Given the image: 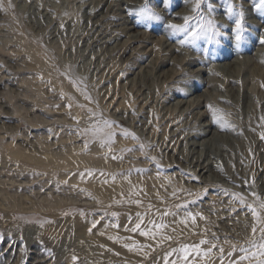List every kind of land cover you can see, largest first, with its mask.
Returning a JSON list of instances; mask_svg holds the SVG:
<instances>
[{"label":"rangeland","instance_id":"374dc122","mask_svg":"<svg viewBox=\"0 0 264 264\" xmlns=\"http://www.w3.org/2000/svg\"><path fill=\"white\" fill-rule=\"evenodd\" d=\"M103 1L0 0V264H232L260 240L250 209L264 218V10L109 0L101 17ZM199 16L221 33L211 43L168 27ZM222 113L255 122L248 139L218 130ZM216 133L232 151L216 154Z\"/></svg>","mask_w":264,"mask_h":264},{"label":"snow or ice","instance_id":"6c2138e0","mask_svg":"<svg viewBox=\"0 0 264 264\" xmlns=\"http://www.w3.org/2000/svg\"><path fill=\"white\" fill-rule=\"evenodd\" d=\"M202 0H196V9H199ZM258 9L264 10V0H259L258 4L256 5ZM209 11H211V5H208ZM195 11V9H194ZM233 9L231 5L228 8V12L232 13ZM264 15V11L261 12ZM139 15L142 20H159L160 17L158 14L152 12L147 8H141L139 10ZM240 17L235 21V41L239 45L244 39V32L245 29L242 25L243 20V12L236 13ZM184 23L182 25L177 24H169L168 27L172 29L173 32L176 33H184L185 39L181 41L182 44L187 45H194L196 41L200 40L202 37L206 39L209 43L212 41L213 36H219L221 33L216 29V25L213 21L208 20L206 23L204 22V18L199 16L198 18L194 17H184ZM196 19L197 23L190 24V21ZM261 43H264V39L261 40ZM106 125L109 127L111 126V122L106 121ZM114 135V133H109V139ZM135 138V137H133ZM262 209H264V203L260 205ZM252 216L256 223L252 226V233L253 236L256 235L257 231L260 233V240L257 242L255 239L250 241V247H241L239 251L244 253L243 255L239 256V258L232 262V264H242L243 261H250L255 260L256 264H264V218L260 216L255 208L250 209ZM195 220V217H193ZM140 225H136V229H139ZM135 230V229H134ZM141 235H148L147 232H141ZM201 243H204L203 241ZM184 255L183 258L187 260L188 256L191 255L193 251H197L195 248L189 249L185 247L182 249ZM221 251H223L221 249ZM198 254V252H197ZM231 255V254H230ZM174 264V262H173Z\"/></svg>","mask_w":264,"mask_h":264},{"label":"bare ground","instance_id":"6f19581e","mask_svg":"<svg viewBox=\"0 0 264 264\" xmlns=\"http://www.w3.org/2000/svg\"><path fill=\"white\" fill-rule=\"evenodd\" d=\"M119 1V0H118ZM122 2V1H121ZM113 5V4H112ZM101 6H102V8L100 9V10H102L103 12L102 13H98L99 15L98 16H101L103 13H105V12H107V11H109L110 9H111V2L109 1V0H104L103 2H102V4H101ZM100 6V7H101ZM115 7V6H114ZM99 10V11H100ZM93 12V11H92ZM95 14V13H94ZM97 16V17H98ZM102 17V16H101ZM134 38V37H133ZM134 41V40H133ZM172 50V49H171ZM191 64V63H190ZM235 67H239V62L237 63V61H235V65H234ZM225 69H229L228 68V66L227 65H225V67H224ZM196 72V71H195ZM201 72V71H200ZM194 74V73H193ZM197 76V75H196ZM185 81V80H184ZM186 92H190V90L189 91H187V90H185ZM238 92H241V91H238ZM243 93V92H242ZM242 93H238V95H240V97L241 98H243L242 97V95L244 94H242ZM242 94V95H241ZM240 98V103H241V101H242V99ZM231 100H233V102L235 103V99H231ZM243 103V102H242ZM242 103H241V106H242ZM239 105V104H238ZM240 106V105H239ZM244 115V114H243ZM247 116V115H246ZM248 117V116H247ZM247 119V118H246ZM247 122L248 123H246V124H241L239 121H233L232 119H230L229 117H227L226 115H224L223 113L222 114H219V115H217V116H215V118H214V120H213V124L215 123V125L217 126V128H218V130H220V129H230L233 133H235L236 134V136H237V139H235L234 141L235 142H242V141H245L246 139H248V137H247V135L252 131V130H254L255 129V126H254V123L255 122H253L250 118H248L247 119ZM206 124V123H205ZM205 127H206V125H205ZM201 130H202V132L204 131L203 129V127L201 126ZM209 130H210V126H209ZM208 130V131H209ZM200 130H198V132H199ZM205 131H206V129H205ZM204 131V132H205ZM195 132H197V131H195ZM199 134H202V133H199ZM199 136V135H198ZM229 136H227V135H220L219 133H216L215 134V136H214V138H213V141H219V143L217 144V146H218V153H216V154H221L222 152H229V150H228V148L229 147H225V146H227V145H229L230 143H231V139H229L228 138ZM192 140V139H191ZM238 140H240V141H238ZM194 141V140H193ZM197 142V141H196ZM189 143V142H188ZM200 143V142H199ZM193 144H194V142H193ZM214 145H216V143L214 144ZM196 146H202V147H207L208 145H207V143H204V142H202V144H197V143H195V147ZM192 147V146H191ZM191 147H190V149H191ZM193 148V147H192ZM197 149V148H196ZM192 151V150H191ZM193 151H194V149H193ZM230 151H232V150H230ZM198 152V151H197ZM225 155V163L224 164H222V163H214V165H216V167H217V170L218 171H221L222 172V170L225 168V167H227V170L228 171H226V173H228V175H231L232 173H233V171H234V164H235V162H236V158H235V153L234 154H232V156H230L229 158H228V155H226V154H224ZM205 156V155H204ZM199 158V157H198ZM200 162V161H199ZM211 164V163H210ZM228 165V166H227ZM205 167H206V165H205ZM208 168V167H207ZM90 181V180H89ZM170 221H171V219H170ZM168 222V221H167ZM88 223V222H87ZM165 223V222H164ZM194 223H193V221L192 220H187V221H181V222H177V223H171V225H169V226H167L166 228L164 227V228H162V230H158V233L156 234V236L155 237H157V236H159L158 234H161V233H164L165 231H170V230H182V229H184V228H190L192 225H193ZM86 226H88L87 224H85ZM88 228V227H87ZM107 228V227H106ZM100 231V230H99ZM98 231V232H99ZM105 231V230H104ZM109 232V231H108ZM142 232V231H141ZM141 232H137L135 235H133V238L134 239H137V240H144V239H147V237H145V235H141ZM98 234V233H97ZM173 234V233H172ZM117 238V237H116ZM116 238H115V240H116ZM112 240H114V239H110V240H108V242H109V244H110V246H112V247H114V248H116L117 249V251L119 252V253H124V252H128L129 254L130 253H133V252H136V251H139V250H141V249H135L133 252H131V250H132V248H130V247H125V248H123V247H119L118 248V246H117V244L116 243H114ZM114 240V241H115ZM144 241H146V240H144ZM149 242V241H148ZM151 244H152V242H151ZM120 246H122L121 245V243L119 244ZM133 245V244H132ZM141 245V244H140ZM143 246V245H142ZM144 247V246H143ZM143 249V248H142ZM148 249V248H147ZM147 249H145V250H147ZM128 253H124V254H128ZM139 253H140V251H139Z\"/></svg>","mask_w":264,"mask_h":264}]
</instances>
